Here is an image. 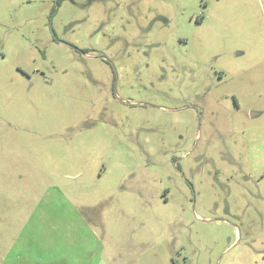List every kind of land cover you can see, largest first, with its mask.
<instances>
[{
  "label": "rangeland",
  "instance_id": "obj_1",
  "mask_svg": "<svg viewBox=\"0 0 264 264\" xmlns=\"http://www.w3.org/2000/svg\"><path fill=\"white\" fill-rule=\"evenodd\" d=\"M0 0V264H264V0Z\"/></svg>",
  "mask_w": 264,
  "mask_h": 264
},
{
  "label": "trees",
  "instance_id": "obj_2",
  "mask_svg": "<svg viewBox=\"0 0 264 264\" xmlns=\"http://www.w3.org/2000/svg\"><path fill=\"white\" fill-rule=\"evenodd\" d=\"M57 3L61 4V1H60V0H58V1H57Z\"/></svg>",
  "mask_w": 264,
  "mask_h": 264
}]
</instances>
